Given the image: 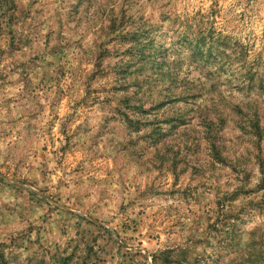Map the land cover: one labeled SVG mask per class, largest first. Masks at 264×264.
I'll return each mask as SVG.
<instances>
[{"label":"rangeland","instance_id":"rangeland-1","mask_svg":"<svg viewBox=\"0 0 264 264\" xmlns=\"http://www.w3.org/2000/svg\"><path fill=\"white\" fill-rule=\"evenodd\" d=\"M259 158L264 0H0V264H264Z\"/></svg>","mask_w":264,"mask_h":264},{"label":"trees","instance_id":"trees-1","mask_svg":"<svg viewBox=\"0 0 264 264\" xmlns=\"http://www.w3.org/2000/svg\"><path fill=\"white\" fill-rule=\"evenodd\" d=\"M121 26H122V23H121L120 27ZM206 39H204V38L202 40L201 39H197L195 44H194V42H190V46H191L193 54L196 53V54H199L202 57L201 46H206V47L210 46L209 49H211L212 46L210 45V43L207 42ZM217 40H219V39H217ZM137 46L138 47H140V46L143 47V45H141V42H138L136 47ZM136 49H137V52L138 51L142 52V50H139L141 48H136ZM259 121L260 120L257 117H256V119H254V121H251V129H252V131H254L253 132L254 137L258 138L259 140H261L262 137H263V135H262L263 131L261 129ZM214 148H216L215 145H214ZM259 163H260V167H261V173L263 174L264 173V160L262 158H259Z\"/></svg>","mask_w":264,"mask_h":264}]
</instances>
